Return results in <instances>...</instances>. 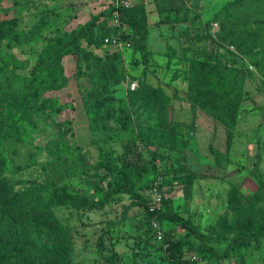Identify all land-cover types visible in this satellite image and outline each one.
Here are the masks:
<instances>
[{
    "label": "rangeland",
    "instance_id": "374dc122",
    "mask_svg": "<svg viewBox=\"0 0 264 264\" xmlns=\"http://www.w3.org/2000/svg\"><path fill=\"white\" fill-rule=\"evenodd\" d=\"M136 2L128 8L131 19L125 21L124 27L134 31L139 24L147 31L145 39L139 40L144 48L135 50L133 45L121 49L106 43V36L116 27L112 15L102 16L100 24L79 45L101 57L116 55L126 71L121 83L110 86L114 101L107 104V110L112 107L113 112L121 113L125 103H131L129 84L145 81L162 87L171 96L175 129L168 127L160 110L146 109L139 101L127 104L134 130L117 128L110 118L99 122L92 132L81 96V90L92 84L88 74L76 77V56L81 57L82 73H89L97 61L81 51L69 53L63 59L69 84L44 95L57 99L62 109L56 111L48 103L40 115L36 114L37 129L31 133L30 142L14 139L5 144L11 174L37 182L54 177L71 191L98 200L114 180V173L100 163V145L106 153L112 152L119 164L130 161L138 167L140 192L150 207L165 208L164 199H170L175 212L189 218L210 245L224 252L232 235L226 232L228 235L223 236L220 223L225 214L231 215L229 202L234 186L239 196L250 198L259 187L250 173L257 162L264 174V75L240 49L249 50L264 69V0H218L213 2V14L209 16H203V8L197 4L198 10L192 14L182 11L181 16L172 17L163 12V16L152 15L148 1ZM115 5L113 0H0V19L16 18L18 28L24 30L44 25L41 39L12 47L11 51L27 64L19 72L30 73L38 54L49 48V40L56 41ZM223 8L234 11L229 17L225 12L218 15ZM247 13L251 15L247 17ZM232 29L237 32V43L229 44L222 35ZM6 42L1 41L0 47H5ZM196 59L235 67L238 115L232 128L217 122L200 107L193 110L187 88ZM211 148L228 153L230 163L220 166ZM154 165L158 172L167 174L151 183ZM19 166H23L21 170ZM157 183L162 184L161 189ZM132 203L130 195L117 194L102 208H55L57 216L70 226L76 264H264V239L259 249L251 241L228 256H206L190 250L189 246L200 242L194 234L172 221L152 219L143 206ZM241 203L247 205L249 199ZM155 220L160 223L162 239L155 234ZM174 241L182 242L183 254L173 260L175 250L170 248ZM194 254L197 259H193Z\"/></svg>",
    "mask_w": 264,
    "mask_h": 264
},
{
    "label": "trees",
    "instance_id": "16d2710c",
    "mask_svg": "<svg viewBox=\"0 0 264 264\" xmlns=\"http://www.w3.org/2000/svg\"><path fill=\"white\" fill-rule=\"evenodd\" d=\"M115 10L119 12L120 25L113 26L114 33L106 37L120 36L131 46L134 45L135 50L144 48L139 40L145 39L147 31L134 23V31L127 30L124 27L125 21L131 19L128 8L113 6L106 13L95 14L76 30L64 33L56 41L49 40V48L38 54L29 74L19 72L27 64L11 49L13 46L41 39L44 25H35L30 30H24L18 28L16 18L0 19V42L7 41L5 47H0V264H76L72 255L70 226L57 216L55 208L62 205H70L76 210L102 208L117 194L130 195L133 198L132 204L143 206L152 219L172 221L194 234L200 242L189 246L190 250H197L210 257H225L233 250L249 245L251 241L255 242V248H261L264 239V174L258 162L250 172L259 184L257 193L248 198L246 195L239 196L237 186L233 188L229 202L231 215L225 214L220 223L221 234L232 235L224 252L210 245L189 218L175 212L170 199H164L165 208L155 207L152 210L140 192L141 171L138 167L134 164L133 166L130 161L119 164L112 152L106 153L100 145V163L114 173V180L104 197L98 200L71 191L67 185H60L54 177L37 182L30 178H15L11 174V160L5 151V144L14 139L30 142L31 133L37 129L36 114L40 115L48 103L56 111L62 109L57 99L45 98L44 95L61 90L69 84L70 78L63 63L64 57L69 53L76 54L81 51L87 58L93 57L97 61L89 73H82L81 57L76 56V77L88 74L92 84L90 88L81 90L92 132L97 130L99 122L105 123L110 118L114 120L117 128L126 126L133 127L134 130L128 105L139 104V101L146 109L160 110L168 127L175 129V122L171 120V96L162 87L145 81L140 82L137 90L131 91V103H125L126 108L121 109V113L116 114L112 107L107 110V104L114 101V97L110 95V86L121 83L126 77V71L116 55L101 57L93 54L92 50L81 48L79 44L91 35L94 27L100 24L102 16H111ZM233 11L223 8L218 15L225 12L229 17ZM249 15L251 14L247 13V17ZM222 25L225 26V22ZM236 38L235 29L222 35V39L229 44L237 43ZM240 49L243 56L260 67L264 75L262 63L251 57L249 50ZM228 52L233 53L231 50ZM222 65L216 66L208 60H194L188 77L187 93L193 110L200 107L217 122L232 128L238 115V88L235 87L236 77L233 76L235 67ZM104 108L106 111L102 115ZM125 111L127 116H124ZM124 146L128 148V140H125ZM211 150L220 166L226 167L230 163L228 153H222L215 148ZM19 167L21 170L23 166ZM151 173L154 174L151 183L159 181L160 176L167 174L165 171L158 172L155 165ZM157 185L162 188V184ZM243 199H249V203L242 204ZM258 202L261 203L260 207L257 206ZM173 249V260L180 259L183 254L182 242L174 241L170 250Z\"/></svg>",
    "mask_w": 264,
    "mask_h": 264
},
{
    "label": "crops",
    "instance_id": "0c3cea01",
    "mask_svg": "<svg viewBox=\"0 0 264 264\" xmlns=\"http://www.w3.org/2000/svg\"><path fill=\"white\" fill-rule=\"evenodd\" d=\"M218 0H148V7L150 14L157 17L163 16V13L167 16H181L180 12H191L198 10L196 9L197 4L200 5L202 9L203 16H209L213 14L212 6ZM194 4V5H193ZM163 12V13H162ZM170 22V21H167Z\"/></svg>",
    "mask_w": 264,
    "mask_h": 264
},
{
    "label": "built area",
    "instance_id": "2783aa9c",
    "mask_svg": "<svg viewBox=\"0 0 264 264\" xmlns=\"http://www.w3.org/2000/svg\"><path fill=\"white\" fill-rule=\"evenodd\" d=\"M148 0H139V2H146ZM113 2L116 4L115 6L117 7H125V8H130L131 6L135 5L136 0H113ZM112 18H113V22L114 25L117 27L120 25V16H119V12L117 10H115L112 14ZM106 43L112 44L116 47H119L121 49L124 48H129L131 46V44L129 42H125L123 39L120 38V36H108L105 38ZM139 87V84L137 81H132L129 84V88L131 91L136 90ZM156 206H151V209H155ZM154 229H155V234L159 239L163 238V232L162 229L160 227V223L158 222V220L154 221ZM193 259H197L198 256L197 255H192Z\"/></svg>",
    "mask_w": 264,
    "mask_h": 264
}]
</instances>
